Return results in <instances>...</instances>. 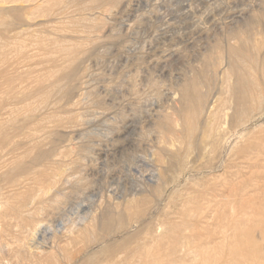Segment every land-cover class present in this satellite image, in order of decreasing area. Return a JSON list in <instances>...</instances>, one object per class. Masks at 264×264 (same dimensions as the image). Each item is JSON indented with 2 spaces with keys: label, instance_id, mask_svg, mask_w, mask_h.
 I'll list each match as a JSON object with an SVG mask.
<instances>
[{
  "label": "rangeland",
  "instance_id": "1",
  "mask_svg": "<svg viewBox=\"0 0 264 264\" xmlns=\"http://www.w3.org/2000/svg\"><path fill=\"white\" fill-rule=\"evenodd\" d=\"M65 1L67 9L60 21L44 24L37 19V25L28 30L16 28L6 37L0 36L1 42L18 33L26 39L30 55L38 50L39 37L67 35L76 45L73 66L79 70L81 84L72 101H67L65 95L71 82L67 74L56 81L40 79L41 69L50 62H39L36 55L20 57L12 45L0 47V124L16 128V137L10 141L16 142L15 152L24 153L26 144L21 138L28 129L36 128L40 120L45 123L37 127L36 135L48 158L42 161L45 164L32 167L35 170L31 168L33 172L25 175L21 184L31 185L33 193L37 185L56 179L34 202L31 220L53 228L77 221L90 210L122 202L116 197L139 189L157 171L163 186L148 187L143 193L146 201L140 205H119V212L101 225L102 239L91 237L90 248L79 253L72 249L68 255L79 257L82 253L80 257L91 258L92 264L103 260L104 253L110 250L129 253L136 245H142L160 222L164 228L189 223L193 244H200L204 235L216 237L224 226L233 224L240 225L242 232H258L264 221V149H257L264 139V111L259 112L264 108V0ZM20 4L26 6L24 13L31 12L32 6L24 1ZM229 42L250 56L251 68L247 67L248 73L243 77L250 90L262 93V97L251 109V114H256L254 121L249 120L242 128L249 133L238 138L232 150L214 158L209 151L212 138H207L203 120H212L216 136L224 128L241 127L245 120L237 113L235 117L229 113L227 118L222 114L219 75L215 74L222 66L211 68L215 73L209 76L210 90L205 97L211 99L210 111L206 106L203 112L198 109L200 130L194 136L189 122L173 129L169 118L174 101L179 98L178 84L193 71L199 73L204 66L207 68L209 56L217 55L219 48ZM25 87H32V92ZM45 91H49V101L42 105L40 96ZM55 91L58 92L53 94ZM159 122L167 127L165 131H160ZM20 126H25V132ZM181 128L183 136L172 139ZM4 161L0 172L5 168ZM40 166L43 167L38 169ZM0 182L2 189L9 188L5 179L0 178ZM58 193L56 203L43 206L39 202L53 199ZM204 205H209L205 211ZM169 240L163 239L166 243Z\"/></svg>",
  "mask_w": 264,
  "mask_h": 264
},
{
  "label": "bare ground",
  "instance_id": "2",
  "mask_svg": "<svg viewBox=\"0 0 264 264\" xmlns=\"http://www.w3.org/2000/svg\"><path fill=\"white\" fill-rule=\"evenodd\" d=\"M22 1H24V3L26 2L27 6H32L30 10L31 12L27 14L24 13L26 6L20 4ZM0 2V36L2 37H6L9 32L16 28L24 27L23 29L28 30L29 27L37 25V19L42 20L44 24L45 22L60 21L67 9L65 0H0ZM29 14H31V17L28 16ZM71 41L72 40L67 35H59L53 38L39 37L38 50L30 55L26 50V39H23L21 35L16 33L8 36L7 39L3 38V40L0 42V47L4 48L12 45L13 49L18 52V54H20V57L26 56V58H33L36 55V57L39 56L37 57L38 59H36L39 62H50L47 66L45 65V67L41 69V73L39 76L40 79H53L56 81L63 75L67 74L71 82L66 92L67 94L65 95L66 99H68L67 101H72V97L75 94L74 92H76L81 84V78L78 76V68L73 66V60H75L76 57V45L71 44ZM216 48L218 49V47ZM219 49L220 51L217 55L211 54L209 56L210 62L207 63V68H205L204 66L203 70L199 73L193 71L191 76L188 75L189 77L187 79H184L178 84L179 98L174 101V105L171 110L172 117L169 118V121L172 122L175 126L173 127V129L182 126L183 122H189L188 125L190 132L192 133V136H194L195 133H197L198 129L200 130L198 109L200 108V112H203L206 106V109L208 108V111H210L208 106H210L211 99H205V97L209 95L207 93L210 90L207 84V81H209L210 79L209 76H211V72L215 73V70L213 71V69L211 68L222 66V69L220 71H218L217 69L215 73L216 75H219V91H221L222 94V97L220 99L222 114L226 116L227 114L231 113V116L235 117L237 113L242 118H245V120L241 124V127H238V125H234L231 129L224 128L221 135L219 136H216L215 125L212 120H203V123H206L205 134L207 135V138H212L209 151L210 154L214 156V158L220 157L224 152L232 150L237 139L249 133L244 132L242 128L245 127V124L249 120L251 121V119L255 117L256 114H251L253 112L251 109L257 106V101L262 97V93H259V91V94H254V92L250 90L247 80L243 77V74L245 75V73H248L249 69H247V67L251 68L250 56L242 52L240 53L239 47L233 45L231 42L226 43L224 46H222V48ZM4 57L5 56H2V58ZM217 71L219 73H217ZM45 82L46 81L44 80L43 83ZM256 84L258 85V82ZM255 87L256 86H254V88ZM31 88H29V92L31 91ZM6 89L8 90V87ZM14 91H16V89ZM5 92L6 91H4V93ZM7 92L9 95L11 94L10 91ZM48 92L40 96V102L43 103L42 105L48 104ZM56 92L58 91H55L53 94H55ZM14 93L16 94V92ZM17 93L20 94L22 92L19 91ZM203 94L206 95L203 97ZM21 104L23 105V103ZM32 104L34 103L30 104L31 107H34L35 105L32 106ZM55 104L57 105V103ZM72 104L75 105V102ZM14 105L15 104H13V106ZM5 108L7 109V107ZM60 110L62 111L61 107ZM3 111L4 110H2V112ZM6 111L4 113H6ZM263 111L264 108H261L259 112ZM40 115L38 117H41ZM70 117L74 118V116L72 115ZM33 118H31V120ZM58 118H56V120L59 121L60 119ZM252 121H254V119ZM18 123L20 124V122ZM40 124L41 120L40 123L36 124L37 126L33 123L36 128L33 126L34 128H30L28 130L26 129L27 132L23 135V138H21V142H24L26 144V149L25 151L23 150L24 153H22L21 151H19V153L15 152L16 146L14 145V139L16 138L13 139L14 141L12 143L10 142L12 140V137L15 136V133L17 131L16 128H14L13 125L10 127H5L4 125L0 124V169L2 167L1 162L3 163L5 159H9L8 161L6 160L7 162L4 161V163L6 162L4 164L5 168H2L3 170L0 172V178L5 179L7 183L6 185L9 186L8 189L5 188L7 190L6 192L4 191L5 189H2V187H0V264H91L89 263V261H91V258L85 259L80 257L82 253L81 255L79 254V257L77 255H68L69 250L77 249V252L79 253L85 250L88 246V248H90V238L93 237V239L95 240L103 238L102 234L100 233V227L110 220V216L112 214L119 212V205L122 206L124 202H127L129 205H140L142 202L146 201L147 197L143 193L144 191L148 190V187H159V185H162L164 183L162 182L159 173L157 171H154L152 172L153 175L151 174L152 178L150 177L151 179L147 180L148 182L142 185V187H139V189H135L133 192L126 194L123 197H116V199L122 200V202H119L115 206L112 203L105 204V206L99 208V210L94 209L88 211L83 216H80L77 221H71L68 224L60 223L58 228L44 226L43 224H41V221H33L31 220V217L33 215L32 207L34 202L37 201L38 198L43 197V195L50 188V185L56 182V179L54 181H51L50 183L48 181H45L48 184L42 183L40 185H37L36 191L33 193H31V185L21 184L22 182L24 183V176H30L31 172H33L31 168L35 166L38 167V165L44 163V160L47 159L49 155L47 154L46 150L41 148L42 140H40L39 137L37 138L36 135L37 127H39ZM163 124L164 123L161 122L157 123L158 128L161 132H163V130L167 128ZM41 125H45V123ZM23 129H25V126H20V130H22V132H25V130L23 131ZM182 129L183 128L178 130L176 133L174 132L175 134L173 133V135L171 136L172 139L181 138L184 134V131ZM38 131L41 130L39 129ZM22 132H20L21 134L18 133L19 136H22ZM19 140L20 139H18L17 141ZM261 145V147L260 145L257 146V149L259 151L261 149H264V139ZM5 156L8 157L5 158ZM46 165H48V163ZM41 167L43 166H40V168L38 169H41ZM32 169L35 170V168ZM24 173H28L29 175ZM33 174L35 175V173ZM29 180L30 179H28V181ZM59 196L60 193L56 194L53 199H47L42 202L40 200L39 202L42 203L43 206L50 205V203L52 202H58ZM208 207L209 205H204L202 210L205 211L208 209ZM189 226V223L182 226L174 224L170 228H164V223L160 222L154 228V230L150 232L149 238L145 240L142 245H136V247L133 248L131 252L122 253L110 250V252L108 251L104 253L105 256L103 260H97L92 264H264V221L260 222L259 230L256 233L242 232L241 230H239L241 226L238 224L224 226L222 228V232H220V234L216 237L209 235L201 236L200 244H193L190 242L191 235L189 234ZM130 228L134 229L136 227L130 226ZM146 231H148V229ZM164 232H166V234H164ZM166 237L169 238L171 242H164L163 239H165ZM161 241L163 242L161 243ZM118 245L115 244V246ZM77 252L75 253L77 254ZM135 256L137 257V259L134 258Z\"/></svg>",
  "mask_w": 264,
  "mask_h": 264
}]
</instances>
